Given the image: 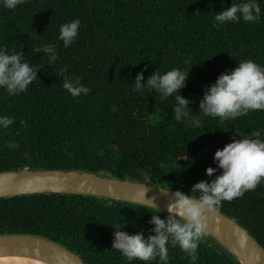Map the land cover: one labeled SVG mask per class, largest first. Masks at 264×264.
<instances>
[{
  "label": "trees",
  "instance_id": "1",
  "mask_svg": "<svg viewBox=\"0 0 264 264\" xmlns=\"http://www.w3.org/2000/svg\"><path fill=\"white\" fill-rule=\"evenodd\" d=\"M240 2L25 0L15 9L0 6V46L9 54L22 53L37 69V78L18 95L0 89V116L13 119L0 128V171L107 172L189 195L194 184L214 179L206 169L216 168L217 149L258 129L264 134V110L224 121L199 113L204 93L221 74L249 59L264 66V0H257V21L214 20ZM77 18L78 35L65 48L58 39L60 25ZM47 44L56 47L52 63V53L34 51ZM172 68L188 72L176 94L189 101L202 121L198 127L174 119L175 95L162 101L160 93L145 87L154 73ZM66 78H79L88 93L71 96L62 87ZM219 211L264 247V180L243 196L223 201ZM152 214L167 216L93 197H16L0 200V234L47 238L85 264H157L128 261L112 247L113 224L129 234L153 235ZM168 255L169 264H189L179 247L169 248ZM198 257L196 264H238L208 237L200 242Z\"/></svg>",
  "mask_w": 264,
  "mask_h": 264
},
{
  "label": "clouds",
  "instance_id": "2",
  "mask_svg": "<svg viewBox=\"0 0 264 264\" xmlns=\"http://www.w3.org/2000/svg\"><path fill=\"white\" fill-rule=\"evenodd\" d=\"M25 0H0V6L15 9ZM261 15L257 0H242L232 3L223 11L216 13L214 20L218 24L228 21L254 22ZM81 21L77 18L60 25L58 39L65 48L69 47L78 35ZM34 51L52 53L49 63L57 60L54 44L43 45ZM22 53L9 54L0 46V89L8 95H18L25 91L37 78V69L24 60ZM184 63H188L187 60ZM61 72H66L63 68ZM188 72L180 68H172L164 73L156 72L148 78L145 87L160 93V99L175 95L173 104L174 119L184 121L193 128L200 126L201 119L188 107L189 101L176 94L185 86ZM143 73L136 76L135 88H141ZM71 96L87 94L89 89L80 84L79 78L64 80L63 86ZM199 113L203 116L219 118L221 121L234 120L247 115L250 110H264V66L253 60L240 61L238 66L221 74L212 84L199 102ZM13 119L0 116V128H7ZM24 123L23 121L21 122ZM258 129L248 135L233 139L222 149L214 153L216 168L208 167L206 174L213 177L210 181H200L193 185L191 195L180 190L173 193L174 199L169 203L168 215L162 218L152 214L149 221L154 225L153 235L145 236L144 231L129 234L121 231L122 226L113 224L114 240L112 247L128 261H157V264H169V248L179 249L189 260L196 264L198 246L209 233L208 216L219 212L223 201H231L241 197L246 191L254 190L264 180V139ZM11 146V145H9ZM219 170L220 174L215 175Z\"/></svg>",
  "mask_w": 264,
  "mask_h": 264
},
{
  "label": "water",
  "instance_id": "3",
  "mask_svg": "<svg viewBox=\"0 0 264 264\" xmlns=\"http://www.w3.org/2000/svg\"><path fill=\"white\" fill-rule=\"evenodd\" d=\"M164 185L131 178L120 180L110 173L82 170H34L28 167L0 171V200L36 195L93 197L127 203L168 215L174 199ZM207 236L238 264H264V247L234 218L218 212L209 214ZM17 258L41 264H85L63 245L28 234H0V259Z\"/></svg>",
  "mask_w": 264,
  "mask_h": 264
},
{
  "label": "bare ground",
  "instance_id": "4",
  "mask_svg": "<svg viewBox=\"0 0 264 264\" xmlns=\"http://www.w3.org/2000/svg\"><path fill=\"white\" fill-rule=\"evenodd\" d=\"M0 264H41V263L24 260V259L7 258V259H0Z\"/></svg>",
  "mask_w": 264,
  "mask_h": 264
}]
</instances>
